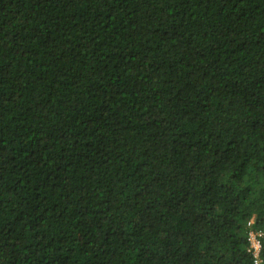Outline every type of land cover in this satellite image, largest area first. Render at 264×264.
Masks as SVG:
<instances>
[{
  "label": "trees",
  "instance_id": "obj_1",
  "mask_svg": "<svg viewBox=\"0 0 264 264\" xmlns=\"http://www.w3.org/2000/svg\"><path fill=\"white\" fill-rule=\"evenodd\" d=\"M251 232L264 264V0H0V264H258Z\"/></svg>",
  "mask_w": 264,
  "mask_h": 264
},
{
  "label": "built area",
  "instance_id": "obj_2",
  "mask_svg": "<svg viewBox=\"0 0 264 264\" xmlns=\"http://www.w3.org/2000/svg\"><path fill=\"white\" fill-rule=\"evenodd\" d=\"M253 224V221L249 222V225L251 226ZM262 236L263 233H257V232H251L250 233V241H251V248L254 252V255L256 257V262L259 264L261 263V247H262Z\"/></svg>",
  "mask_w": 264,
  "mask_h": 264
}]
</instances>
